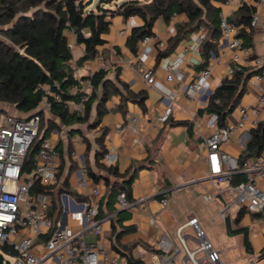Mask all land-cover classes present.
<instances>
[{
  "label": "crops",
  "instance_id": "crops-1",
  "mask_svg": "<svg viewBox=\"0 0 264 264\" xmlns=\"http://www.w3.org/2000/svg\"><path fill=\"white\" fill-rule=\"evenodd\" d=\"M247 3L255 5L260 15L251 30L249 44L254 54L264 60V5L257 6L255 0H247ZM218 5L221 6V13L233 18L242 4L240 0H228ZM185 20L184 14L173 16L169 22L159 18L153 26V32L171 43L169 40L177 34V25ZM141 25L143 20L136 15L126 19L118 15L111 17L109 32L104 35L106 42L98 48L94 58L79 66L75 61L84 54L85 46L76 43L73 32H67L74 56L72 64L75 77L81 79L90 76L105 66L107 78L115 82L123 93L126 91L118 79L126 82L135 92L145 91L146 99L143 109L137 100H123L120 93H112L106 102L107 111L95 127L89 123L64 125L50 111L45 112L51 114L48 119L57 125L47 137L54 140L61 153L59 182L49 190V195L51 198L58 197L62 215L67 219L69 211L79 209L82 203L89 200L91 188L100 187V216L106 218L101 239L110 250L133 262L160 263L161 250L157 241L167 235L180 248L176 254L178 263L193 264L177 238V229L191 216H195L208 239L220 252L218 264H264V257H261L264 252V224L261 215L246 210L241 220L236 222L240 209L244 207L234 202L235 194L229 187L234 183L231 181L215 185L208 176L210 165L205 137L212 129L208 126L211 113L206 107L216 88L227 77L228 57L222 64H213L211 55L206 59L203 54V45L189 47L200 29L181 39L167 55L160 56L162 50L153 44L148 65L153 70L154 82L149 84L133 67L136 54L126 45L131 30ZM122 29L126 30V34H120ZM213 48L215 52L211 51V54H218L217 41ZM175 58L179 62L173 80L169 81L166 77V64ZM210 66L211 75L205 87L200 91L189 89L188 84ZM243 67L253 71L251 63H245ZM88 81H81L82 90L91 92ZM172 91L176 95L170 119L160 122V116L169 103L164 100V96ZM257 97L258 92L248 79L240 102L228 115L226 123L235 122L239 117V106L250 105ZM68 104L70 111L76 110V101H69ZM96 106L94 102L90 121L96 117ZM0 109L18 117L32 114L5 102H0ZM261 122L264 123V113ZM45 129L46 126L43 132ZM104 129L106 135L101 140L99 137ZM242 135L241 131L236 132L223 148L240 161L242 156H259L244 154L250 136L242 138ZM111 148L119 153L116 165L120 172L128 170L127 176H130L135 171L131 198H128L133 205L127 210L118 208L117 196L112 204H107L109 186L106 177L112 183L124 180L109 175L103 165V153ZM99 151L101 153L98 156ZM261 155L264 156V149ZM80 157L89 170L98 176L96 180L90 177L89 190H84L78 184ZM259 185L264 189V180ZM208 193L213 194L214 198L207 199L205 196ZM164 198L167 199L166 206L161 203ZM186 231V243L194 248L197 244L194 232L191 228ZM245 234L250 243L249 249L246 248ZM87 239L93 241L98 237L89 234ZM197 258L200 264H211L205 260V253H199Z\"/></svg>",
  "mask_w": 264,
  "mask_h": 264
},
{
  "label": "built area",
  "instance_id": "built-area-1",
  "mask_svg": "<svg viewBox=\"0 0 264 264\" xmlns=\"http://www.w3.org/2000/svg\"><path fill=\"white\" fill-rule=\"evenodd\" d=\"M255 1L257 6L264 5V0ZM240 3H247V0H240ZM259 17V12L256 11L250 22L252 27L257 24ZM220 32L217 40L218 54L212 52V63L222 64L228 57L229 77L241 70L245 63H251L254 72L249 81L257 90L258 97L250 105L239 106V117L233 123L221 126L216 114L211 113L209 116L208 126L212 131L205 137L210 165L208 176L216 185L231 182L236 173L243 172L246 179L229 186L235 194L234 202L249 212L259 213L264 224V189L259 185L264 180V156L246 157L241 162L223 148L236 132L241 131L242 138L248 137L250 129L261 123L264 113V60L256 56L250 46L244 45L242 38L238 36L237 24L225 13L220 14ZM120 34H126V30L122 29ZM206 39L207 33L201 28L189 47H201ZM153 44L163 50L167 41L155 34L145 35L140 40L138 53L132 62L135 70L149 84L154 82L153 70L148 65ZM178 62L175 58L166 64L167 80H173ZM102 68L105 69V66ZM210 75L211 66L201 71L188 84V88L202 90ZM88 88L92 89L90 80ZM89 93L90 91L85 90L81 100L77 102L75 109L79 114L85 112ZM52 95L56 100H61L60 93ZM175 95L172 91L164 96V100L169 103L160 116V122L170 119ZM50 107V101L44 99L39 110L49 112ZM66 107L69 108L68 103ZM41 121V112L35 111L30 117H18L0 109V253L4 257L3 264H143L121 257L102 241L103 222L106 218L100 216V187L91 188L89 200L82 203L79 209L69 211L67 219H64L63 212L56 219L49 215L51 196L45 191L36 190V186L48 188L59 182L61 153L52 138L42 137L34 154L33 169L23 170L30 147L42 136ZM118 158L117 150L111 148L103 153L102 161L110 166L116 164ZM79 172V186L89 190V168L81 157ZM205 197L214 198L211 193ZM117 201L120 210L130 209L133 205L124 190L118 193ZM161 203L166 206L167 199H162ZM187 228L194 232L197 242L194 248L186 243ZM89 234L98 239H87ZM177 238L193 264H200L197 258L199 253H205V260L209 263H219L220 252L208 239L197 217L191 216L178 227ZM157 245L161 250V261L158 264H179L176 254L180 248L167 235H163ZM7 255L9 259L6 258Z\"/></svg>",
  "mask_w": 264,
  "mask_h": 264
},
{
  "label": "trees",
  "instance_id": "trees-1",
  "mask_svg": "<svg viewBox=\"0 0 264 264\" xmlns=\"http://www.w3.org/2000/svg\"><path fill=\"white\" fill-rule=\"evenodd\" d=\"M114 1V6L106 7L104 4ZM228 0H98L92 6L93 0H0V33L9 39L0 38V102L11 103L22 112H41L42 137H47L53 127L57 126L50 119L42 127L44 113L39 107L44 99L51 103L50 112L59 118L61 124L72 126L76 123H89L95 127L107 111L106 102L112 93H120L123 100L135 99L143 109L146 99L145 91L135 92L129 85L118 79L120 85L126 91L123 93L115 82L107 78V70L101 68L92 76L75 77L73 51L70 46L67 32H73L76 43L85 46L84 54L79 57L77 66L96 56L98 48L106 40L104 35L109 32L111 17L139 16L143 25L131 30L127 37L126 45L134 53L139 50V42L145 35L154 34L153 26L157 19L165 22L178 14H184L186 20L177 25V34L167 43L160 52V56L167 55L173 47L189 33L203 29L207 33V39L202 46V52L206 59L211 51L215 52L214 42L220 37L221 6ZM256 12V6L243 3L236 11L233 18H229L238 26V36L242 38L245 46H251L250 25ZM253 71L242 67L231 77L227 76L216 88L210 97L206 109L209 113L218 116L220 125H226L228 115L237 107L243 95L245 85L252 76ZM89 79L92 91L85 102L84 114L76 110L70 111L66 104L69 101L79 102L85 93L82 90L81 81ZM53 93H60L61 100H56ZM96 102V117L90 121V112L93 103ZM121 108L123 105L121 104ZM106 129L101 132L103 140ZM40 139L30 147L23 164V170L31 171L34 166V154L38 148ZM264 149V123L250 129V139L246 144L244 154L261 155ZM103 151V150H102ZM98 152V156L100 155ZM243 156L241 162L243 161ZM105 166L109 175L122 178L110 182L108 176L106 183L107 204H112L113 199L121 190H125L128 198H131V184L135 171L127 176L126 172H120L116 164ZM91 178L96 180L98 176L89 170ZM243 172L234 175L232 183L244 181ZM53 187L44 188L36 186V190L45 191ZM55 193V192H52ZM62 208L58 197L51 198L49 215L55 219L61 213ZM246 212V208L240 209L235 221L239 222ZM229 224L230 221L227 220ZM242 229H238L240 231ZM246 248H250L248 236L245 234ZM5 248V247H4Z\"/></svg>",
  "mask_w": 264,
  "mask_h": 264
},
{
  "label": "rangeland",
  "instance_id": "rangeland-1",
  "mask_svg": "<svg viewBox=\"0 0 264 264\" xmlns=\"http://www.w3.org/2000/svg\"><path fill=\"white\" fill-rule=\"evenodd\" d=\"M98 0H93V3H92V6H94L95 5V3L97 2ZM119 1H122V0H119ZM114 1H111V2H109V3H105L104 5L106 6V7H109V6H114ZM0 38H2V39H4L5 41H9V39L7 38V37H5L3 34H1L0 33ZM51 116V114L50 113H48V114H44V116H43V122H42V127H44V125L48 122V117H50ZM90 118H91V116H90ZM6 258L7 259H9V256L7 255L6 256Z\"/></svg>",
  "mask_w": 264,
  "mask_h": 264
},
{
  "label": "water",
  "instance_id": "water-1",
  "mask_svg": "<svg viewBox=\"0 0 264 264\" xmlns=\"http://www.w3.org/2000/svg\"><path fill=\"white\" fill-rule=\"evenodd\" d=\"M30 117V115L28 116ZM42 139V136L40 137V140ZM261 257H264V252L261 254ZM4 257L2 253H0V264H3ZM8 263V260L6 261Z\"/></svg>",
  "mask_w": 264,
  "mask_h": 264
}]
</instances>
